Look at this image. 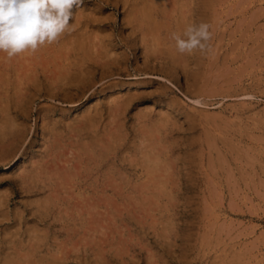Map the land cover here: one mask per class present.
Returning <instances> with one entry per match:
<instances>
[{
  "label": "rangeland",
  "instance_id": "rangeland-1",
  "mask_svg": "<svg viewBox=\"0 0 264 264\" xmlns=\"http://www.w3.org/2000/svg\"><path fill=\"white\" fill-rule=\"evenodd\" d=\"M149 7L85 0L56 44L0 53V264H264V0ZM188 22L209 52H177Z\"/></svg>",
  "mask_w": 264,
  "mask_h": 264
},
{
  "label": "clouds",
  "instance_id": "clouds-1",
  "mask_svg": "<svg viewBox=\"0 0 264 264\" xmlns=\"http://www.w3.org/2000/svg\"><path fill=\"white\" fill-rule=\"evenodd\" d=\"M85 0H0V53L11 59L36 53L74 30V8ZM70 21H73L70 23ZM209 23H188L172 40L179 54L209 52L213 36Z\"/></svg>",
  "mask_w": 264,
  "mask_h": 264
},
{
  "label": "bare ground",
  "instance_id": "bare-ground-1",
  "mask_svg": "<svg viewBox=\"0 0 264 264\" xmlns=\"http://www.w3.org/2000/svg\"><path fill=\"white\" fill-rule=\"evenodd\" d=\"M148 1L150 2V7H149V8H150L152 11H155V10H153L154 8H155V9H156V8H159V3H160L161 0H148ZM185 1H186V0H185ZM144 2H145V1H144ZM193 2H194V1H193ZM128 3H129V2H128ZM164 3H165V1H164ZM166 3H167V1H166ZM174 3H175V2H174ZM146 4H148V2H147ZM183 4H184V3H183ZM183 4H182V5H183ZM165 5H166V4H165ZM193 5H194V4H193ZM146 6H147V5H146ZM183 6H184V5H183ZM185 6H186V4H185ZM195 7H196V6H195ZM126 8H127V7H126ZM145 8H146V7H145ZM186 8H187V7H186ZM175 9H177V8H175ZM156 10H157V9H156ZM187 10H188V9H187ZM148 11H149V10H148ZM166 11H167V10H166ZM214 11H215V10H214ZM156 12H157V11H156ZM177 12H178V11H177ZM188 13H189V12H188ZM131 14H132V13H131ZM153 14H154V13H153ZM153 14H152V15H153ZM144 15H146V13H145ZM155 15H156V14H155ZM155 15H154V16H155ZM185 15H186V14H185ZM167 16H168V15H167ZM127 18H128V17H127ZM135 18H136V17H135ZM135 18H134V19H135ZM139 18H140V16H139ZM148 18H150V17H148ZM157 18H158V17H157ZM187 20H188V19H187ZM185 21H186V20H185ZM191 21H192V20H191ZM155 22H156V21H155ZM167 22H168V21H167ZM173 23H174V22H173ZM188 23H189V22H188ZM184 25H185V24H184ZM85 28H87V27H85ZM170 29H171V28H170ZM152 32H153V31H152ZM95 36H96V35H95ZM99 37H100V36H99ZM155 38H156V35H155ZM97 39H98V38H97ZM160 41H161V40H160ZM165 42H166V41H165ZM105 43H106V42H105ZM55 44H56V43H55ZM103 44H104V43H103ZM82 45H83V44H82ZM56 46H57V45H56ZM86 46H87V45H86ZM95 46H96V45H95ZM99 46H100V45H99ZM52 47H54V46H52ZM153 47H154V45H153ZM92 48H93V47H92ZM94 48H95V47H94ZM100 48H101V47H100ZM151 48H152V47H151ZM64 49H65V48H64ZM108 49H109V48H108ZM86 50H87V48H86ZM154 50H155V49H153V51H154ZM46 51H47V49H46ZM50 51H51V47H50ZM50 51H47V52H50ZM75 51H76V50H75ZM52 52H54L53 49H52ZM60 52H62V51L60 50ZM80 52H81V51H80ZM88 52H89V51H87V53H88ZM55 53H56V52H55ZM66 53H68V52H66ZM168 53H169V52H168ZM212 53H213V52H212ZM53 54H54V53H53ZM61 54H62V53H61ZM47 55H48V54H47ZM56 55H57V53H56ZM56 55H55V56H56ZM74 55H75V54H74ZM113 55H114V54H113ZM35 56H36V55H35ZM45 56H46V55H45ZM90 56H91V55H90ZM95 56H96V55H95ZM46 57H48V56H46ZM103 57H104V56H103ZM103 57H102V58H103ZM109 57H110V56H109ZM112 57H113V56H112ZM182 57H183V56H182ZM208 57H209V56H208ZM29 58H30V57H29ZM49 58H51V56H49ZM54 58H55V57H54ZM54 58H53V60H54ZM107 58H108V57H107ZM161 58H162V57H161ZM45 59H46V58H45ZM45 59L43 58L44 61H45ZM156 59H157V58H156ZM174 59H175V58H174ZM225 59H226V58H225ZM227 59H228V58H227ZM2 60H3V59H2ZM47 60H48V59H46V61H47ZM56 60H57V59H56ZM62 60H63V59H62ZM90 60H91V59H90ZM100 60H101V59H100ZM100 60H99V61H100ZM113 60H114V59H113ZM77 61H78V60H77ZM81 61H82V60H81ZM92 61H93V60H92ZM47 62H48V61H47ZM64 62H65V61H64ZM107 62H108V61H107ZM37 63H39V62H37ZM54 63H55V62H54ZM174 63H175V62H174ZM251 63H252V62H251ZM48 64H49V63H48ZM8 65H9V64H8ZM29 65H30V64H29ZM46 65H47V64H46ZM50 65H51V64H50ZM50 65H49V66H50ZM56 65H57V64H56ZM64 65H65V64H64ZM15 66H16V65H15ZM23 66H24V65H23ZM34 66H36V64H35ZM43 66H44V65H43ZM60 66H61V64H60ZM20 67H21V66H20ZM27 67H28V66H27ZM27 67H26V68H27ZM31 67H32V66H31ZM225 67H226V66H225ZM4 68H5V67H4ZM33 68H34V67H33ZM46 68H47V67H46ZM46 68H45V69H46ZM65 68H66V67H65ZM22 69H23V67H22ZM24 69H25V68H24ZM31 69H32V68H31ZM27 70L29 71L28 68H27ZM42 70H43V69H42ZM48 70H49V68H48ZM60 70H61V69H60ZM66 70H67V69H66ZM7 71H8V70H7ZM9 71L14 73V72L17 71V69H13V67H11ZM9 71H8V72H9ZM43 71H44V70H43ZM29 72H30V71H29ZM31 72H32V73L35 72V73L37 74V73H38V70H34V69H33V70H31ZM48 72H50V71H47V73H48ZM215 72H216V71H215ZM44 73H46V71H44ZM195 73H196V72H195ZM19 74H20V73H19ZM21 74L23 75V73H21ZM48 74H49V73H48ZM52 74H53V72H52ZM52 74H51V77H52ZM55 74H56V73H55ZM55 74L53 75V77L55 76ZM39 75H40V74H39ZM25 76H26V74H25ZM34 76H35V75H34ZM46 76H47V75H46ZM65 76H66V73H65ZM65 76H63V72H62V73L60 72V74H59L58 77H57V75H56L57 78H56V80H53V83H54V82H57V84H58V82H62V81H64V80H65ZM69 76H70V75H69ZM220 76H221V75H220ZM20 77H21V75H20ZM51 77H50V78H51ZM81 77H82V76H81ZM81 77H79V78H81ZM207 77H208V76H207ZM32 78H33V77H32V75H31V76H28V77L26 76L25 79H26L27 81H31ZM34 78H36V76H35ZM13 79H14V78H13ZM20 79L23 80V78H20ZM36 79H37V78H36ZM36 79H34V80H36ZM51 79H52V78H51ZM14 80H15V79H14ZM22 80H20V81H22ZM36 81H37V80H36ZM47 81H48V80H47ZM69 81H70V80H69ZM74 81H75V80H74ZM79 82H80V81H79ZM81 82H83V81H81ZM81 82H80V83H81ZM77 83H78V82H76V84H77ZM80 83H78V84H80ZM84 83H85V82H83V85H84ZM215 83H216V82H215ZM60 85H61V84H60ZM71 85H72V84H71ZM80 85H81V84H80ZM213 85H214V84H213ZM215 85H216V84H215ZM16 86H17V85H16ZM49 86H50V85H49ZM52 86H53V85H52ZM66 86H67L66 83L62 84V85H61V89L65 90L64 87H66ZM40 87H42V86H40ZM54 87H56V86H53V88H54ZM59 87H60V86H59ZM72 87H73V86H72ZM78 87H79V86H78ZM68 88H69V87H68ZM57 89H58V88H57ZM58 90H59V89H58ZM78 90H79V89H78ZM54 91H55V89H54ZM11 93H12V92H11ZM14 94H15V93H14ZM65 95H66V94H65ZM214 95H215V94H214ZM131 98H132V97H131ZM9 99H10V98H9ZM15 99H18V98H15ZM53 99H54V98H53ZM115 99H116V98H115ZM23 100H24V99H23ZM17 102H18V101H17ZM14 103H16V102H14ZM73 103H74V102H73ZM22 104H23V103H22ZM7 105H8V104H7ZM14 105H15V104H14ZM24 106H25V105H24ZM96 106H97V105H96ZM175 106H176V105H175ZM1 107H2V106H1ZM4 107H5V106H4ZM17 107H18V106H16L15 109H16ZM177 107H178V106H177ZM12 108H13V107H12ZM18 108H19V107H18ZM18 108H17V109H18ZM22 108H23V107H22ZM20 109H21V107H20ZM97 110H98V109H97ZM20 111H21V110H20ZM23 111H24V110H23ZM32 111H33V110H32ZM10 112H11V111H10ZM24 112H25V111H24ZM26 112H27V111H26ZM3 113H4V112H3ZM16 113H17V112H16ZM19 113H21V112H19ZM11 114H12V113H11ZM23 114H24V113H23ZM17 115H18V114H17ZM17 115H16V116H17ZM117 115H118V112H117ZM29 116H30V115H29ZM90 116H91V115H90ZM102 116H103V115H102ZM167 116H168V115H167ZM5 117H6V116H5ZM13 117H14V116H13ZM13 117H12V118H13ZM25 117H26V116H25ZM86 117H87V116H86ZM2 118H3V116H2ZM116 118H117V117H116ZM212 118H213V117H212ZM4 119H5V118H4ZM8 119H9V117H8ZM13 119H14V118H13ZM207 119H208V118H207ZM87 120H90V121H91L90 118H88ZM87 120H86V122H87ZM8 121H9V120H8ZM94 121H95V120H94ZM9 122H10V121H9ZM9 122H7V123L9 124ZM146 122H147V121H146ZM152 123H153V122H152ZM170 123H171V122H170ZM5 124H6V122H5ZM103 124H104V122H103ZM154 125H155V124H154ZM4 126H5V125H4ZM143 126H144V125H143ZM167 126H168V125H167ZM210 126H211V125H210ZM5 127H6V128H5ZM5 127H3V129H4V130L6 129V131L9 132L10 130H9V129L7 130V125H6ZM122 127H123V126H122ZM141 127H142V126H141ZM25 128H26V127H25ZM114 128H115V126H114ZM197 128H198V127H197ZM123 129H124V128H123ZM125 129H126V128H125ZM159 129H161L160 126H159ZM218 129H219V128H218ZM221 129H222V128H221ZM25 130H26V129H25ZM45 130H46V128H45ZM67 130H68V129H67ZM135 130H136V129H135ZM143 130H144V129H143ZM150 130H151V127H150ZM163 130H164V129H163ZM49 131H50V130H49ZM81 131H82V130H81ZM88 131H89V130H88ZM88 131H87V132H88ZM93 131H94V130H93ZM118 131H119V130H118ZM121 131H122V130H121ZM155 131H158V130L156 129ZM221 131H222V130H221ZM4 132H5V131H4ZM12 132H13L14 135H15V136L13 135L14 137H17V136H18V137L21 138V137H23V136L25 135V133H24V131L21 129V127H18V126L16 127L15 124H14L13 127H12ZM50 132H51V131H50ZM67 132H68V131H67ZM77 132H78V131H77ZM79 132H80V131H79ZM89 132H90V131H89ZM114 132H115V131H114ZM137 132H138V131H137ZM143 132H144V131H143ZM143 132H142V133H143ZM152 132H153V131H152ZM158 132H159V131H158ZM13 133H12V134H13ZM84 133H85V132H84ZM112 133H113V132H112ZM146 133H147V132H146ZM166 133H167V132H166ZM166 133H165V134H166ZM218 133H219V132H217V134H218ZM10 134H11V133H10ZM26 134H27V133H26ZM64 134H65V133H64ZM67 134H68V133H67ZM77 134L79 135V133H77ZM105 134H106V133H105ZM115 134H116V133H115ZM170 134H171V133H170ZM16 135H17V136H16ZM88 135H89V134H88ZM110 135H111V133H110ZM135 135H136V134H135ZM226 135H227V134H226ZM7 136H9V135H7ZM140 136H141V135H140ZM150 136H151V135H150ZM158 136H159V135H158ZM210 136H211V135H210ZM224 136H225V135H224ZM26 137H27V136H26ZM5 138H6V136H5ZM113 138H114V137H113ZM149 138H150V137H149ZM149 138H148V139H149ZM7 139H8V137H7ZM58 139H59V138H58ZM72 139H73V138H72ZM115 139H116V138H115ZM16 140H17V138H16ZM85 140H86V139H85ZM94 140H95V139H94ZM110 140H111V139H110ZM18 141H19V140H18ZM21 141H22V140H21ZM48 141H49V140H48ZM149 141H150V139H149ZM10 142H11V141H10ZM16 142H17V141H16ZM19 142H20V141H19ZM150 142H151V141H150ZM220 142H221V141H220ZM21 143H22V142H21ZM12 144H13V143H12ZM16 144H17V143H16ZM16 144H15V145H16ZM131 144H132V143H131ZM20 145H21V144H20ZM63 145H64V144H63ZM150 145H151V144H150ZM169 145H170V144H169ZM131 146H132V145H131ZM135 146H136V145H135ZM137 146H138V145H137ZM160 146H161V145H160ZM162 146H163V145H162ZM166 146H167V145H166ZM230 146H231V145H230ZM99 147H100V146H99ZM148 147H150V146H148ZM3 148H4V147H3ZM5 148H6V147H5ZM135 148H136V147H135ZM138 148H139V147H138ZM89 149H90V148H89ZM126 149H128V148H126ZM152 149H154V148L152 147ZM155 149H156V148H155ZM78 150H79V149H78ZM93 150H94V149H93ZM136 150H137V149H136ZM141 150H142V149H141ZM156 150H157V149H156ZM156 150H155V151H156ZM165 150H166V147H165ZM72 151H73V150H72ZM103 151L106 152V149H103ZM107 151H109V150H107ZM161 151H162V150H161ZM78 152H79V151H78ZM104 152H102V153H104ZM137 152H138V151H137ZM73 153H74V152H73ZM73 153H72V154H73ZM102 153H101V154H102ZM134 153H135V152H134ZM155 153H156V152H154V151L148 153V154H149V159H148V161H149V163H150L151 166L153 165V166L157 167V166H159V165H162V164H160L162 161L159 160V156L156 155ZM207 153H208V152H207ZM111 154H112V153H111ZM146 154H147V153H146ZM162 154H163V153H162ZM56 155H57V154H56ZM125 155H126V154H125ZM136 155H137V154H136ZM99 156H100V155H99ZM101 156H102V155H101ZM101 156H100V157H101ZM103 156H104V155H103ZM112 156H113V155H112ZM114 156H115V155H114ZM130 156H131V155H130ZM213 156H214V155H213ZM14 157H15V156L13 155V157H12V160H13V161H14ZM85 157H86V156H85ZM120 157H121V156H120ZM238 157H239V156H238ZM106 158H107V157H106ZM117 158H118V157H117ZM171 158H172V157H171ZM217 158H218V157H217ZM48 159H49V158H48ZM98 159H99V158H98ZM2 160H3V159H2ZM85 160H86V159H85ZM106 160H107V159H106ZM118 160H119V159H118ZM143 160H144V159H143ZM54 161H55V160H54ZM54 161H53V162H54ZM146 161H147V159H146ZM217 161H218V160H217ZM232 161H233V160H232ZM7 162H8V161H7ZM97 162H98V161H97ZM99 162H100V161H99ZM174 162H175V161H174ZM9 163L11 164V161H10ZM50 163H51V162H50ZM134 163H135V162H134ZM136 163H137V162H136ZM141 163H142V162H141ZM46 164L48 165V163H46ZM137 164H138V163H137ZM140 165H141V164H140ZM218 165H219V164H218ZM43 166H44V165H43ZM168 166H169V165H168ZM248 166H249V165H248ZM46 167H47V166H46ZM161 167H162V166H160V169H161ZM140 168H141V167H140ZM166 168H167V167H166ZM43 169H44V167H43ZM125 169H127V168H125ZM150 169H151V168H150ZM152 169H153V168H152ZM155 169H156V168H155ZM59 170H60V167H59ZM81 170H82V169H81ZM109 170H110V169H109ZM158 170H159V168H158ZM174 170H175V169H174ZM35 171H36V170H35ZM41 171H42V170H41ZM44 171H45V170H44ZM75 171H76V169H75ZM78 171H79V170H78ZM121 171H122V170H121ZM154 171H155V170H154ZM52 172L54 173V171H52ZM58 172H59V171H58ZM101 172H102V171H101ZM140 172H141V171H140ZM167 172L169 173L170 171H167ZM46 173H47V172H46ZM92 173H93V172H92ZM114 173H115V172H114ZM124 173H125V172H124ZM151 173H152V172H151ZM20 174H21V173H20ZM24 174H25V173H24ZM38 174H39V173H38ZM40 174H41V173H40ZM43 174H44V173H43ZM50 174H51V171H50ZM59 174H60V173H59ZM61 174H63V172H61ZM67 174H69V173L67 172ZM155 174H156V173H155ZM27 175H28V174H27ZM31 175H32V173H31ZM54 175H55V174H54ZM63 175H64V174H63ZM75 175H77V174H75ZM29 176H30V175H28L27 177H29ZM32 176H33V175H32ZM37 176H38V175H37ZM39 176H42V175H39ZM50 176H51V175H50ZM57 176H58V175H57ZM81 176H82V175H81ZM84 176H85V175H84ZM27 177H26V176H23V179H21V180H23V184H26V182H27ZM30 177H31V176H30ZM48 177H49V176H47L46 179H47ZM51 177L53 178V174H52ZM58 177H59V176H58ZM65 177H68V176L66 175ZM123 177H124V176H123ZM126 177H127V176H126ZM148 177H149V176H148ZM21 178H22V177H21ZM40 178H41V177H40ZM40 178H39V180H40L39 182L42 183V185H44V186H43L44 188H46V187H47V184H46L45 182H48V181H46L45 179H44L45 181H43V180H41ZM91 178H92V177H91ZM98 178H99V177H98ZM154 178H155V177H154ZM161 178H162V176H161ZM36 179H37V178H36ZM36 179H34V180H36ZM57 179H58V178H57ZM152 179H153V177H152ZM29 180H30V179H29ZM47 180H49V183H50V185H48L49 187L52 186V185L54 184V183H53V182H54L53 179H52V180L47 179ZM61 180H62V178H61ZM61 180H59V181L61 182ZM148 180H149V179H148ZM154 180H155V179H154ZM160 180H161V179H160ZM11 181H12V180H11ZM30 181H31V180H30ZM55 181H56V180H55ZM65 181H66V180L64 179V182H65ZM67 181H68V179H67ZM69 181H71V179H70ZM72 181H73V179H72ZM158 181H159V180H158ZM168 181H169V180H168ZM168 181H167V182H168ZM171 181H172V180H171ZM167 182H166V183H167ZM176 182H177V181H176ZM37 183H38V181H37ZM72 183H73V182H72ZM77 183H78V182H77ZM139 183H140V182H139ZM163 183H164V182H163ZM33 184H34V183H33ZM33 184H32V185H33ZM57 184L59 185L58 182H57ZM67 184H68V182H67ZM69 184H70V183H69ZM27 185H28V184H27ZM32 185H31V186H32ZM73 185H74V184H73ZM109 185H110V184H109ZM63 186H65V184H63ZM66 186H67V185H66ZM102 186H103V185H102ZM43 187H42V188H43ZM54 187H55V186H54ZM67 187H68V186H67ZM153 187H154V186H153ZM171 187H172V186H171ZM27 188H28V187H27ZM44 188H43V189H44ZM71 188H72V187H71ZM81 188H82V187H81ZM28 189H29V188H28ZM99 189H100V188H99ZM156 189H157V188H156ZM26 190H27V189H26ZM40 190H41V189H40ZM52 190H53V189H52ZM56 190H58V189H56ZM60 190H61V189H60ZM66 190H67V188H66ZM111 190H112V189H111ZM113 190H114V189H113ZM49 191H50V190H49ZM67 191H68V190H67ZM102 191H103V189H102ZM129 191H130V190H129ZM52 192H53V191H52ZM149 192H150V191H149ZM169 193H170V192H169ZM53 194H55V193H53ZM82 194H83V193H82ZM105 194H106V193H105ZM59 195H60V194H59ZM59 195H58V196H59ZM2 196H3V195H2ZM51 196H54V195H51ZM56 196H57V194H56ZM6 197H7V196H6ZM54 197H55V196H54ZM86 197H87V196H86ZM91 197H92V196H91ZM144 197H145V196H144ZM52 198H53V197H52ZM58 198L60 199V197H58ZM58 198H57V199H58ZM34 199H35V198H34ZM42 199H43V198H42ZM47 199H48V198H47ZM49 199H50V198H49ZM54 199H56V198H54ZM135 199H136V198H135ZM157 199H158V198H157ZM9 200H10V199H9ZM82 200H83V199H82ZM45 201H46V200H45ZM52 201H53V199H52ZM93 201H94V200H93ZM50 202H51V201H50ZM0 203H1V202H0ZM43 203H44V202H43ZM47 203H48V202H47ZM1 204L3 205V203H1ZM38 205H39V204H38ZM43 205H44V204H43ZM46 205H47V204H46ZM140 206H142V205H140ZM0 207H1V206H0ZM28 207H29V206H28ZM148 208H149V207H148ZM3 209H4V208H3ZM3 209H2V210H3ZM57 209H58V208H57ZM0 210H1V209H0ZM39 210H40V209H39ZM75 211H76V210H75ZM0 212H2V211H0ZM3 212H4V211H3ZM56 213H57V212H56ZM42 214H43V213H42ZM45 214H46V213H45ZM47 214H49V213L47 212ZM47 214H46V215H47ZM4 215H5V214H4ZM43 215H44V214H43ZM5 216H6V215H5ZM60 216H61V215H60ZM44 217H45V216H44ZM58 218H59V217H58ZM170 220H171V219H170ZM174 220H175V219H174ZM1 224H2V223H1ZM16 225H17V224H16ZM35 225H36V224H35ZM222 226H223V225H222ZM47 227H48V226H47ZM39 228H40V227H39ZM35 229H36V228H35ZM42 229H43V228H42ZM60 230H61V229H60ZM168 230H169V229H168ZM30 233H31V232H30ZM38 233H40V232H38ZM46 233H47V232H46ZM46 233H45V235H46ZM8 234H9V233H8ZM11 234H12V233H11ZM171 234H172V233H171ZM29 235H30V234H29ZM41 235H42V234H41ZM32 236H33V235H32ZM35 236H36V235H35ZM55 236H57V235H55ZM78 236H79V235H78ZM22 237H23V236H22ZM79 237H80V236H79ZM108 237H109V236H108ZM164 237H165V236H164ZM175 237H176V236H175ZM9 238H10V237H9ZM34 238H35V237H34ZM161 238H162V237H161ZM32 239H33V238H32ZM11 240H13V239L11 238ZM39 240H40V239H39ZM39 240H38V241H39ZM42 240H43V239H42ZM14 241H15V240H14ZM34 241H36V240H34ZM44 241H45V240H44ZM40 242H41V241H40ZM40 242H39V243H40ZM91 242H93V241H91ZM8 243H9V242H8ZM16 243H17V242H16ZM21 243H22V242H21ZM21 243H20V244H21ZM42 243H43V242H42ZM42 243H41V244H42ZM17 244H18V243H17ZM22 244H23V243H22ZM12 245H13V243H12ZM12 245H11V247H12ZM25 245H26V243H25ZM34 245H35V244H34ZM91 245H92V244H91ZM169 245H170V244H169ZM13 246H16V244L13 245ZM21 246H22V245H21ZM27 246H28V245H27ZM32 246H33V245H32ZM38 246H39V244H38ZM134 246H135V245H134ZM3 247H4V246H3ZM3 247H2V248H3ZM7 247H8V246H7ZM39 247H40V246H39ZM60 247H61V246H60ZM30 248H31V247H30ZM51 248H52V247H51ZM134 248H135V247H134ZM143 248H144V247H143ZM9 249H10V248H9ZM12 249H13V248H12ZM12 249H11V250H12ZM17 249H18V248H17ZM19 249H20V248H19ZM27 249H28V248H27ZM34 249H35V248H34ZM1 250H2V249H1ZM3 250H4V249H3ZM23 250H25L24 247H23ZM37 250H39V248H38ZM56 250H57V249H56ZM168 250H169V249H168ZM18 251H19V250H18ZM20 251H21V250H20ZM45 251H46V250H45ZM105 251H106V250H105ZM28 252H29V251L27 250V252H25V253H28ZM31 252H32V251H31ZM31 252H30V253H31ZM35 252H36V251H35ZM35 252H34V253H35ZM60 252L62 253L63 250H61ZM100 252H102V251H100ZM15 253H16V252H15ZM30 253H29V254H30ZM57 253H58V252H57ZM63 253H64V252H63ZM107 254H108V253H107ZM24 255H25V254H24ZM101 255H102V254H101ZM1 256H2V255H1ZM26 256H27V255H26ZM29 256H30V255H29ZM31 256H32V255H31ZM38 256H39V255H38ZM63 256L66 257V255H63ZM2 257H3V256H2ZM7 257H8V255H7ZM9 257H10V256H9ZM99 257H100V256H99ZM24 258H25V256H24ZM61 259H62V257H61ZM153 259H154V258H153ZM1 260H2V259H1ZM63 260H65V259H62V260H59V259H58V260H55V263H54V264H60L59 262H60V261H63ZM66 260H67V259H66ZM92 260H93V259H92ZM137 260H138V259H137ZM28 261H29V260H28ZM32 261H33V260H32ZM117 261H118V260H117ZM128 261H129V260H128ZM135 261H136V260H135ZM146 261H147V260H146ZM43 262H44V261H43ZM63 262L65 263V261H63ZM61 263H62V262H61ZM186 263H187V262H186ZM4 264H17V263L15 262V259H12V258H11V260H9V261L6 260V261L4 262ZM18 264H19V263H18ZM49 264H51V263H49ZM155 264H156V263H155Z\"/></svg>",
  "mask_w": 264,
  "mask_h": 264
}]
</instances>
